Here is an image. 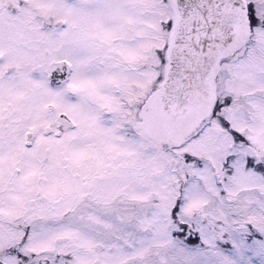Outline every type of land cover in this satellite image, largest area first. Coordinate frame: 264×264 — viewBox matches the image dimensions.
I'll return each mask as SVG.
<instances>
[{
    "label": "snow or ice",
    "instance_id": "obj_1",
    "mask_svg": "<svg viewBox=\"0 0 264 264\" xmlns=\"http://www.w3.org/2000/svg\"><path fill=\"white\" fill-rule=\"evenodd\" d=\"M0 264H264V0H0Z\"/></svg>",
    "mask_w": 264,
    "mask_h": 264
}]
</instances>
